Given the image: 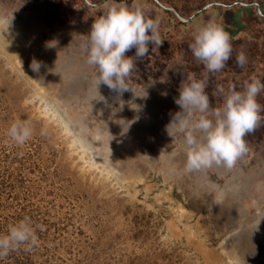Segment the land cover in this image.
<instances>
[{
  "label": "rangeland",
  "instance_id": "1",
  "mask_svg": "<svg viewBox=\"0 0 264 264\" xmlns=\"http://www.w3.org/2000/svg\"><path fill=\"white\" fill-rule=\"evenodd\" d=\"M158 1L190 13L223 2ZM227 1L243 6L180 22L140 0L163 41L149 45L131 89L117 94L104 84L97 90V69L86 63L84 45L102 10L85 0H0V235L24 217L40 226L38 247L21 246L0 264H264V118L231 170L186 173L181 138L166 130L187 73L208 76L213 107L223 102L213 95L217 85L264 83V0ZM209 21L234 49L214 74L189 49ZM33 60L43 65L39 73ZM257 100L264 106V92ZM16 120L34 128L22 146L7 134Z\"/></svg>",
  "mask_w": 264,
  "mask_h": 264
},
{
  "label": "clouds",
  "instance_id": "2",
  "mask_svg": "<svg viewBox=\"0 0 264 264\" xmlns=\"http://www.w3.org/2000/svg\"><path fill=\"white\" fill-rule=\"evenodd\" d=\"M85 3L102 10V14L94 19L84 45L86 63L97 69L94 85L98 90L104 84L122 94L131 89L128 81L136 71L137 60L148 54L150 44L158 48L163 41L158 21L149 18L140 0H133L131 6L116 0H105L102 6L93 4L92 0H85ZM132 49H135V55L127 56ZM189 49L209 74L220 72L234 50L229 33L212 21L196 29ZM236 62L238 67L247 63L244 52L237 54ZM30 67L39 73L43 65L33 60ZM207 87V75L198 79L187 73L175 98L180 110L172 114L166 126L169 136L181 138L186 150V173L214 166L231 170L237 159L247 152L245 136L264 118L261 116L264 106L257 100L264 92V83L260 79L251 78V82H245L243 90L229 85L225 91L222 85H217L213 95L223 98L218 107L212 106ZM33 133L29 120H16L7 130L10 139L19 146L28 142ZM36 227L40 226H33L29 217L10 226L6 234L0 235V258L7 257L21 246L25 251L38 247Z\"/></svg>",
  "mask_w": 264,
  "mask_h": 264
},
{
  "label": "trees",
  "instance_id": "3",
  "mask_svg": "<svg viewBox=\"0 0 264 264\" xmlns=\"http://www.w3.org/2000/svg\"><path fill=\"white\" fill-rule=\"evenodd\" d=\"M158 1V0H157ZM160 4H162L160 1H158ZM237 2H239V1H234V2H230V1H227V0H223V2H216V5L214 6V7H216V8H218V9H225V7L223 6V5H227V6H231V8H237V7H239V6H243V5H241V4H237L236 6H233V4H235V3H237ZM156 4H157V2H155ZM242 3V2H241ZM158 5V4H157ZM164 7H166V8H171V9H174L179 15H180V17H182L183 19H188V18H190L191 16H193L200 8H195L191 13L190 12H187V11H182V10H179V9H177V8H173V7H169V6H167V4H162ZM159 6V5H158ZM160 7V6H159ZM162 9H164V8H162ZM165 10H167L169 13H171L172 15H173V17L175 18V19H177V21H180V22H182L179 18H178V16L175 14V12H173V11H171V10H168V9H165Z\"/></svg>",
  "mask_w": 264,
  "mask_h": 264
},
{
  "label": "water",
  "instance_id": "4",
  "mask_svg": "<svg viewBox=\"0 0 264 264\" xmlns=\"http://www.w3.org/2000/svg\"><path fill=\"white\" fill-rule=\"evenodd\" d=\"M155 2H157V4L161 7V8H164V9H168V10H171L173 12H175V14L178 16V18L182 21V22H189L191 21L193 18H195L196 16H198L199 14L203 13L204 11H206L207 9L211 8V7H214L216 5V3H210L208 4L207 6L201 8L199 11H197L193 16H191L190 18L188 19H183L182 17H180V15L174 10V9H171V8H166L164 7L162 4H160L157 0H154ZM237 4H241L243 5V3L241 2H237L235 4H233V6H236ZM225 8H231V6H227V5H223ZM262 15V14H261Z\"/></svg>",
  "mask_w": 264,
  "mask_h": 264
},
{
  "label": "bare ground",
  "instance_id": "5",
  "mask_svg": "<svg viewBox=\"0 0 264 264\" xmlns=\"http://www.w3.org/2000/svg\"><path fill=\"white\" fill-rule=\"evenodd\" d=\"M41 98H43V97H41ZM44 99V98H43ZM44 101V100H43ZM45 103H46V101H44ZM46 105H47V109L48 110H50V112L49 113H51V115H52V117L55 119V117H56V114H57V112L53 109V103H46ZM46 108V107H45ZM48 113V112H47ZM72 125V124H71ZM72 127H73V129L74 130H76V128L72 125ZM77 131V130H76ZM77 133H78V131H77ZM78 135H79V133H78ZM80 136V135H79ZM81 137V136H80ZM85 144V143H84ZM109 168V167H108ZM110 169V168H109Z\"/></svg>",
  "mask_w": 264,
  "mask_h": 264
}]
</instances>
